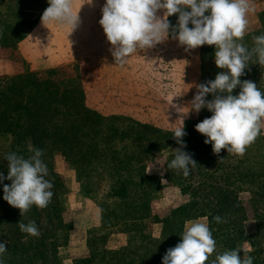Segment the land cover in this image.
Listing matches in <instances>:
<instances>
[{
	"label": "rangeland",
	"instance_id": "obj_1",
	"mask_svg": "<svg viewBox=\"0 0 264 264\" xmlns=\"http://www.w3.org/2000/svg\"><path fill=\"white\" fill-rule=\"evenodd\" d=\"M105 2L73 0V11L79 13L80 23L72 32L66 25H43L41 18L50 6L48 0H0V80L29 74L54 78L48 72L58 71L55 79L59 88L55 89V100L60 102V115L42 119V126L27 121L24 136L17 138L16 131H13L15 137L0 134V172L8 174L7 154L28 158L33 154L29 146L41 149L48 169L45 179L53 184L51 191L54 193L46 208L32 206L22 216L20 209L3 199L4 184L10 185L11 181L5 179L0 184V242H5L8 249L0 259L4 264H17L24 248L31 245L33 255L45 242L51 249L56 245V253L42 250L29 262L75 264L78 259L89 256V234L102 229L104 210L107 214L108 209L116 208L115 217L123 216L121 200L110 193L109 176L113 174L111 169L122 171L124 165L120 163L128 161L127 156L143 164L148 175L160 180L152 194L149 217L130 227L121 223V219L119 225L112 224L97 232L108 234L105 243L108 250L128 246L135 234H139L137 242H140V234L163 240L160 217L164 218L166 213L189 201V194L183 191L187 184L211 176L246 202L248 217L244 226L248 235L259 237L256 242L261 251L264 248V129L244 155L228 153L226 149L217 155L195 127L212 113L205 108L198 114L195 111L183 114L196 95L197 86L215 79L221 71L214 60L215 46L204 45L186 51L185 46L169 38L152 49L137 50L123 66L115 64L110 51L113 46L99 23ZM250 3L255 11L249 14L247 31L240 41L249 49L255 46V36L264 35V0H250ZM169 20L175 25L178 14ZM241 80L255 82L264 92V66L250 64ZM77 91L82 99L81 106L69 104L73 107L71 111L74 108L80 111L79 114L74 111L76 121L73 124L82 118L83 130L73 134L71 139L76 142L69 146L53 132L55 128L63 130L62 120L68 113L59 99L68 93L66 100H71L69 94ZM239 91L237 87L234 94ZM212 98L211 93L206 97ZM178 108H182L181 112ZM14 116L13 124L20 119L19 115ZM98 116L104 122L100 132L93 130L98 128ZM183 126L187 133L183 137L186 148H182L172 134ZM3 131L0 129V133ZM97 146L106 148L102 149L106 151V161H99L98 151L83 163L86 151ZM181 148L197 162L187 178L182 170L167 168ZM132 166L138 167L135 163ZM99 168L101 175L96 172ZM125 168L130 169L129 166ZM85 172L89 174L84 175ZM110 218L114 223L113 217ZM31 221L38 226L39 236L20 230L19 223ZM188 221L206 222L210 227L208 218L203 215L189 218L184 227ZM157 235L159 238H155ZM217 236L213 235L216 246ZM244 245H248L243 248L245 251L250 242ZM215 258L216 255L211 254L206 264H211Z\"/></svg>",
	"mask_w": 264,
	"mask_h": 264
},
{
	"label": "clouds",
	"instance_id": "obj_2",
	"mask_svg": "<svg viewBox=\"0 0 264 264\" xmlns=\"http://www.w3.org/2000/svg\"><path fill=\"white\" fill-rule=\"evenodd\" d=\"M48 3L50 6L41 18L43 25H66L73 32L80 23L79 13L73 11V0H48ZM254 11L250 0H106L99 23L113 46L110 51L115 64L121 66L137 50L152 49L169 38L185 46L186 51L214 45L215 64L221 71L215 79L197 86L198 91L183 114L192 111L198 114L206 108L212 115L195 126L205 136L204 142L212 146L214 154L226 149L242 156L264 129V92L255 82L241 80L250 64L264 66V35L253 38L255 46L251 49L240 42L247 31L248 16ZM175 14L178 20L173 25L169 17ZM237 87L240 91L234 94ZM209 93L213 96L211 100L206 99ZM172 134L186 148L184 126ZM182 148L167 168L182 170L187 177L197 162ZM29 151L33 154L28 158L7 154L8 174L0 172V184L5 179L11 181L10 185L4 184L3 199L20 209L22 216L32 206L46 208L54 195L53 184L45 179L48 169L42 160L43 150L29 146ZM213 219L221 222L220 216ZM19 228L31 236L40 235L35 221L19 223ZM181 236V242L167 250L162 264H206L216 249L209 225L188 221ZM7 251L6 243L0 242V257ZM241 251L244 252L232 249L218 254L212 264H254L255 258L241 257ZM0 264H4L3 259Z\"/></svg>",
	"mask_w": 264,
	"mask_h": 264
},
{
	"label": "trees",
	"instance_id": "obj_3",
	"mask_svg": "<svg viewBox=\"0 0 264 264\" xmlns=\"http://www.w3.org/2000/svg\"><path fill=\"white\" fill-rule=\"evenodd\" d=\"M3 33L4 38L6 37L5 31ZM3 41V45L6 46V40L3 39ZM57 73L58 71L48 72V75L54 78H41L38 75L29 74L0 80V129L4 130L0 133L1 135L15 137V132L13 131H16V137L20 138L22 134L23 136L25 134L23 132L26 130L25 123H28L27 121L42 126L40 125L42 119L45 120L46 117L53 118L56 115H60V102L55 100V89L59 88L55 79V74L57 75ZM67 95L68 93H65L59 99L62 101L61 106L68 111L62 120L64 128L61 132L59 128H55L53 134L59 135L66 144L71 146L76 142V140L71 139L73 134L76 135L83 130V119H79L80 127L78 122L76 125L73 124L76 121L74 111L77 114L80 111H77L76 108L71 111L73 107L69 103L79 107L82 99L78 91L69 94L71 100L69 98L66 100ZM14 115L20 116V119L15 124L12 122L15 120ZM97 119L98 128L93 130L100 132L104 122L101 116H98ZM114 131L116 132V129ZM43 134L47 137L46 129L43 130ZM102 149L106 148L97 146L95 149H88L83 155L82 162L85 163L84 161L98 151H100L99 161L101 163L106 161L107 154ZM116 153L118 156L122 155L119 152ZM127 158L129 159L128 161L120 163L124 165L121 167L122 171L111 169L113 174L109 176L111 180L110 193L121 200L123 216L120 219L115 217L116 208L113 210L108 209L107 214L104 210L102 229L112 224L119 225V220L121 219H123L121 223H124L127 227L137 226L143 218L149 217L151 214V198L160 178L148 175L143 164H138L129 156ZM132 163H135L138 167L132 166ZM126 166H129L130 169L125 168ZM100 170L99 168L96 172L101 175ZM83 174L88 175L89 173L85 172ZM183 191L189 194V201L171 213H166L164 218L160 217L163 224V240L150 239L146 235L140 234V242H137V235L139 234H135L128 246L120 250H108L105 247L108 234H103V232L98 234L97 232L102 231V229H96V231H92L89 234V256L78 259L75 264H162V258L167 250L181 242L185 221L197 215L206 216L209 220L212 234L219 235L217 236L219 243L213 254L217 256L232 249H243L248 247V245L244 244L250 242L249 248L244 252L241 251V257L243 255H251L255 258L254 264H264V248L261 251H258L257 248L258 242L256 241L259 240V237L248 235L244 226L248 217L246 202H242L234 190H230L227 185L223 187L217 179L215 180V178L209 176L199 182L187 184ZM215 216L221 217L220 223L213 219ZM110 217H113L114 223ZM30 249H32L31 245L20 252L17 264H34L28 260L32 256H38L42 250L45 253L51 251L56 253L57 251L56 245L51 249L46 242L44 245L41 243V247L33 255Z\"/></svg>",
	"mask_w": 264,
	"mask_h": 264
}]
</instances>
